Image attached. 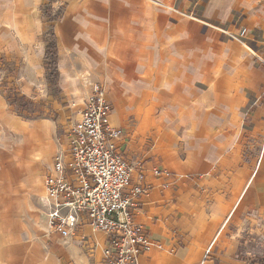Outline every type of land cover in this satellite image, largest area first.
<instances>
[{
  "label": "crops",
  "instance_id": "obj_1",
  "mask_svg": "<svg viewBox=\"0 0 264 264\" xmlns=\"http://www.w3.org/2000/svg\"><path fill=\"white\" fill-rule=\"evenodd\" d=\"M47 1L0 0V264H106L104 232L84 220L63 238L40 203L94 83L124 131L132 182L144 174L146 190L131 208L152 241L140 264L211 262L241 203L264 217V68L252 55V45L264 55V18L244 13L246 37L260 43L247 49L231 35L242 0H53L62 8L54 21L44 16ZM251 1L264 12V1ZM50 28L56 96L45 91ZM16 95L25 108L12 104ZM38 104L45 113L29 110Z\"/></svg>",
  "mask_w": 264,
  "mask_h": 264
},
{
  "label": "built area",
  "instance_id": "obj_2",
  "mask_svg": "<svg viewBox=\"0 0 264 264\" xmlns=\"http://www.w3.org/2000/svg\"><path fill=\"white\" fill-rule=\"evenodd\" d=\"M93 86L68 133L67 148L58 152L45 176L40 201L49 228L63 238L88 220L107 235L106 264H140V253L151 249L152 241L135 224L131 208L146 190L144 174L132 182L134 164L121 144L124 131L111 124L113 105L103 85Z\"/></svg>",
  "mask_w": 264,
  "mask_h": 264
},
{
  "label": "rangeland",
  "instance_id": "obj_3",
  "mask_svg": "<svg viewBox=\"0 0 264 264\" xmlns=\"http://www.w3.org/2000/svg\"><path fill=\"white\" fill-rule=\"evenodd\" d=\"M258 1H260L261 3L264 0ZM251 2V0L240 1L238 4H236L232 12L234 14L233 18L237 21L240 28L231 35L234 36L235 39L241 41L244 44L245 48H247L246 45H250L251 41L255 40L253 39L252 35H250V39L246 37L250 34L249 29H251L252 27L250 25L242 24L244 13H248L250 10V16H252L253 14L254 18H264V12L261 13L260 10L256 11L252 10V8L250 9ZM50 5L51 3L47 1L43 5V10L45 9V7L51 8L53 14L62 11V8H53L50 7ZM252 34H255L257 36L258 32L252 31ZM45 37L48 42V40H50L51 38V28L46 32ZM255 44L260 45V43H257L256 41ZM252 48L255 51L254 53L252 52L255 62H257L259 66L264 68V55L259 54L258 52V49H261V45L258 48L256 45H252ZM204 84L205 82L202 86L203 91L206 90V86H204ZM213 84H215V82H213ZM46 90L48 92L47 94H50L52 96H56L59 93L56 88L51 85V83H48V85L45 87V91ZM11 91L12 93H16V88H13ZM29 110H35L38 114H43L46 112V108L41 104H38V106L36 107L29 106ZM23 113L28 116L33 115L30 114L29 111H24ZM183 133L184 129L178 132V134L181 135H183ZM177 139L179 141V146L184 147L186 143L185 138L183 136H179L177 137ZM41 207L43 211L41 213L44 215L47 226L49 228L46 209L42 204ZM261 214L262 216L258 214L256 205H243L241 203L235 211L232 221L223 228L221 226L215 249L212 252V257L209 259L211 262L207 264H250L251 261H256L258 260V258H260V260H264V217L263 213Z\"/></svg>",
  "mask_w": 264,
  "mask_h": 264
},
{
  "label": "trees",
  "instance_id": "obj_4",
  "mask_svg": "<svg viewBox=\"0 0 264 264\" xmlns=\"http://www.w3.org/2000/svg\"><path fill=\"white\" fill-rule=\"evenodd\" d=\"M53 2V0H49ZM44 16L47 17L49 20L54 21L61 17L62 11L53 14L51 8L45 7L43 10ZM46 64H47V78L51 85H53L56 90L58 91V81H59V69H58V48L56 42V36L53 30H51V38L47 42L46 47ZM12 104L17 105L18 109L25 108L28 105V102L25 101V97L23 96H14L11 97ZM251 264H264V260H258L251 262Z\"/></svg>",
  "mask_w": 264,
  "mask_h": 264
}]
</instances>
